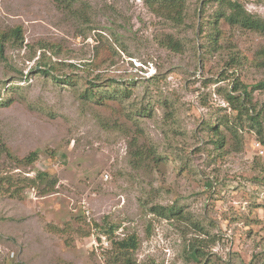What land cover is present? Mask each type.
<instances>
[{"label":"rangeland","instance_id":"1","mask_svg":"<svg viewBox=\"0 0 264 264\" xmlns=\"http://www.w3.org/2000/svg\"><path fill=\"white\" fill-rule=\"evenodd\" d=\"M181 1L175 22L158 0H0L24 36L0 51V264H264V121L226 98L238 81L264 108V33ZM102 222L138 247L114 253Z\"/></svg>","mask_w":264,"mask_h":264},{"label":"trees","instance_id":"2","mask_svg":"<svg viewBox=\"0 0 264 264\" xmlns=\"http://www.w3.org/2000/svg\"><path fill=\"white\" fill-rule=\"evenodd\" d=\"M159 5L157 12H162V14L170 20L175 22H181L184 12V3L181 0H158ZM222 3L224 12H221L218 16L225 17L228 23L232 25H239L240 27L248 30H254L257 32L264 33V19L254 16L249 13L244 5L237 0H217ZM11 41L15 45H23L24 36L22 33V27L17 26L10 31L0 30V51L3 50L5 41ZM163 46L173 50L181 51L183 46L180 40L174 38L172 35H167L162 41ZM45 73H49L48 69H43ZM233 91H242L243 98L237 97L233 93H227V100L229 104L233 107L234 110L238 111L237 119H240V122H237L238 126H244L242 118H246L251 121L253 128H258V132L261 134L263 131V121H264V108L257 110L253 109L250 106V103H246L247 95L249 91L246 86L238 85V81L235 84ZM221 124H226L222 122ZM220 124V125H221ZM214 129L220 134L218 141V146L224 147L226 143V137L223 133L220 132L219 127ZM145 155V153H144ZM38 156V152L34 151L26 156L22 161L28 165L33 164ZM140 156H143V151L140 152ZM49 177V174L43 171H39L33 179H28L31 182L45 181ZM56 181L50 182L51 186H54ZM47 192V191H45ZM159 209H164L159 207ZM159 209L154 211L160 212ZM173 212V210H168ZM96 232L98 233V238L106 237L111 244V248L117 255L129 254L138 247V237L136 234L127 235L121 239H116L115 231L119 228L118 225H110L107 222H102L97 224ZM203 241L202 239H197L190 247V256L199 260L203 254ZM127 264H132V259H127Z\"/></svg>","mask_w":264,"mask_h":264},{"label":"built area","instance_id":"3","mask_svg":"<svg viewBox=\"0 0 264 264\" xmlns=\"http://www.w3.org/2000/svg\"><path fill=\"white\" fill-rule=\"evenodd\" d=\"M108 242L109 241H108V239L106 237H102V243H105L106 245H108Z\"/></svg>","mask_w":264,"mask_h":264}]
</instances>
